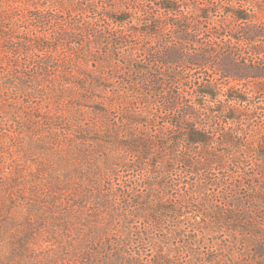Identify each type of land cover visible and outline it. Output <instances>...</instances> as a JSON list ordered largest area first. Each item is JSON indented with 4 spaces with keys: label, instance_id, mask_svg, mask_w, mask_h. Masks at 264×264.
<instances>
[{
    "label": "trees",
    "instance_id": "16d2710c",
    "mask_svg": "<svg viewBox=\"0 0 264 264\" xmlns=\"http://www.w3.org/2000/svg\"><path fill=\"white\" fill-rule=\"evenodd\" d=\"M60 104L111 127L107 191L131 171L157 193L123 192L125 221L145 212L110 264H225L198 238L219 219L264 236V0H0V124L22 106L58 135Z\"/></svg>",
    "mask_w": 264,
    "mask_h": 264
},
{
    "label": "rangeland",
    "instance_id": "374dc122",
    "mask_svg": "<svg viewBox=\"0 0 264 264\" xmlns=\"http://www.w3.org/2000/svg\"><path fill=\"white\" fill-rule=\"evenodd\" d=\"M57 108L58 112L49 114L44 108L40 114L50 117L55 112L65 119L58 135L46 136L49 133L44 127L28 124L30 115L22 106L16 111V121L9 117L0 124V264H110L116 260L112 254L129 250H118L115 238L129 228L136 230L140 225L137 219L145 212L139 209L125 221L118 206L123 192L127 191L129 199L136 196L139 204L146 201L147 208L152 206L148 198L157 194L150 182L143 181L144 174L133 176L131 171L114 181L117 192L107 191L106 180L96 172L103 160H108L105 150L111 147L110 154L119 152L114 139L102 134L111 127H101L100 119L96 125L98 115L93 109L83 115L70 104ZM81 118L91 119L90 125L83 121L81 128H72L74 120ZM103 121L111 126L110 121ZM75 130H82L86 138L79 139L81 135L75 136ZM11 132L18 133L7 136ZM151 176L158 182L156 171ZM219 200L225 202L222 197ZM215 225L212 232L198 238L201 244L213 246L225 264L264 260L256 243L264 240L262 233L254 237L235 229L228 219H219ZM157 232L163 234L161 229Z\"/></svg>",
    "mask_w": 264,
    "mask_h": 264
}]
</instances>
